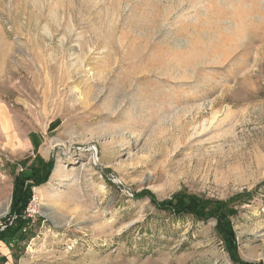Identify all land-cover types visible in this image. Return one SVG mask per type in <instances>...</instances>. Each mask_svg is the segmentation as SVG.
I'll list each match as a JSON object with an SVG mask.
<instances>
[{
  "label": "rangeland",
  "instance_id": "rangeland-1",
  "mask_svg": "<svg viewBox=\"0 0 264 264\" xmlns=\"http://www.w3.org/2000/svg\"><path fill=\"white\" fill-rule=\"evenodd\" d=\"M49 162L0 264H264V0H0L1 231Z\"/></svg>",
  "mask_w": 264,
  "mask_h": 264
},
{
  "label": "trees",
  "instance_id": "trees-1",
  "mask_svg": "<svg viewBox=\"0 0 264 264\" xmlns=\"http://www.w3.org/2000/svg\"><path fill=\"white\" fill-rule=\"evenodd\" d=\"M52 162L42 164L38 168H32V176L26 178L23 174H19L14 180L12 202L10 206L9 222L5 223V229L0 230V242L5 243L7 246L18 243L29 232L30 225L32 224L31 218L25 215V210L32 198L33 187H37L41 184L43 177H38L41 172L45 175L49 172ZM44 175V176H45ZM45 180V179H44ZM30 181L31 183H26ZM44 182V181H43ZM177 201V203H176ZM175 202V203H174ZM165 207L170 210L175 216H188L198 217L200 220L207 218H216L219 223L220 229H222L225 239L226 247L231 255L232 259L235 257V244L232 241L231 233L223 228L226 226L225 213L228 212V202H211L207 200H201L198 197L180 198L174 197L171 201L162 202L159 207ZM4 263V257H0V263ZM243 264V263H241Z\"/></svg>",
  "mask_w": 264,
  "mask_h": 264
},
{
  "label": "built area",
  "instance_id": "built-area-1",
  "mask_svg": "<svg viewBox=\"0 0 264 264\" xmlns=\"http://www.w3.org/2000/svg\"><path fill=\"white\" fill-rule=\"evenodd\" d=\"M35 204H36V198H35V196H32V198H31V200H30V202H29V204H28V206H27V208H26V210H25V215L28 217V218H31V214H30V212L31 211H33L32 209H31V207H33L34 209H35ZM35 212V211H34ZM32 220V219H31Z\"/></svg>",
  "mask_w": 264,
  "mask_h": 264
},
{
  "label": "bare ground",
  "instance_id": "bare-ground-1",
  "mask_svg": "<svg viewBox=\"0 0 264 264\" xmlns=\"http://www.w3.org/2000/svg\"><path fill=\"white\" fill-rule=\"evenodd\" d=\"M7 211H8V205L4 204L3 207L0 209V219L3 218L7 214ZM45 216L47 218L50 217L48 214H45Z\"/></svg>",
  "mask_w": 264,
  "mask_h": 264
}]
</instances>
